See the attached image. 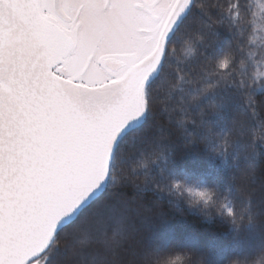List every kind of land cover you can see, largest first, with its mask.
I'll return each instance as SVG.
<instances>
[{
  "label": "snow or ice",
  "instance_id": "1",
  "mask_svg": "<svg viewBox=\"0 0 264 264\" xmlns=\"http://www.w3.org/2000/svg\"><path fill=\"white\" fill-rule=\"evenodd\" d=\"M193 5L207 20L174 39ZM251 9L241 0H0V264H161L144 226L162 207L121 189L167 190L164 169H153L169 162L177 126L186 150L225 157L234 137L251 134L243 155L255 160L264 86L239 22ZM221 29L233 42L209 55ZM233 97L246 110L217 130ZM248 181L236 177L237 190ZM105 185L108 199L92 203ZM78 214L83 226L62 230Z\"/></svg>",
  "mask_w": 264,
  "mask_h": 264
},
{
  "label": "trees",
  "instance_id": "2",
  "mask_svg": "<svg viewBox=\"0 0 264 264\" xmlns=\"http://www.w3.org/2000/svg\"><path fill=\"white\" fill-rule=\"evenodd\" d=\"M246 2L255 10V0H246ZM213 15L216 16L217 14L213 13ZM206 20L207 18L200 9L193 5L173 38L184 40L186 29L194 31L199 22ZM246 28V35L248 36L251 34L252 26L247 25ZM232 42V35L226 30L221 29L217 43L214 49L209 50V55L223 52ZM200 52L201 50L198 49L197 57L200 55ZM176 57L178 59H187L188 63H192L195 59V57L189 58L186 56V49L184 47L177 48ZM257 99H264V91L257 94ZM245 110L242 102L233 97L224 119L218 120L216 123L217 130L229 127L235 116ZM189 130L195 131L191 127ZM187 139L183 135V130L177 126L175 143L169 144L165 148V156L168 157L169 162L165 164L161 160L159 167L153 169V174L159 176L160 168H163V175L167 179L171 176H188L195 182L208 186H219L222 191L227 190L230 187V176L234 169L227 168L219 160L211 159L198 148L192 151L186 150L183 145ZM260 152L261 156L257 162V166L261 176L264 177V149H260ZM129 175H131L130 172ZM125 190L129 196L134 194L138 196L142 195L145 203L153 207L162 206L167 212V215L163 218H154L148 225L144 226L150 230L146 241L150 250L159 253H165L174 248L196 250L207 257L208 264H228V261L233 258H251L264 249V227L248 229L242 231L237 236L222 220L217 218L212 221H205L200 215L188 211L183 204H181L182 212L169 210L171 203L170 198L167 196H161L153 191H147L143 194L134 193L131 187L121 189V191ZM262 199H264V196L258 195L254 203L259 204ZM259 218L264 219V212L261 213ZM148 240L151 243L153 242L151 244L152 247L149 245Z\"/></svg>",
  "mask_w": 264,
  "mask_h": 264
},
{
  "label": "clouds",
  "instance_id": "3",
  "mask_svg": "<svg viewBox=\"0 0 264 264\" xmlns=\"http://www.w3.org/2000/svg\"><path fill=\"white\" fill-rule=\"evenodd\" d=\"M229 2L232 3L234 0H229ZM241 3L247 2L246 0H241ZM254 8L255 10H253L252 7L251 11H248L246 15H242L239 18V22L242 23L245 28L247 25L252 26L251 34L247 36V42L244 48L245 55H247L249 51L252 52L257 62L260 64V72L262 75L257 81V87L259 88L264 86V0H256ZM237 47H240L239 41H237ZM193 55H195V53H193ZM242 104L244 108H246V101L242 102ZM223 129L227 131V128ZM257 130V134H259L258 125ZM234 141H238V143H233V151H231L227 157L217 155L212 150V147L201 150L211 159L219 160L227 168L234 169L230 176V187L227 190L222 191L219 186H208L200 182H195L188 176H171L164 185L167 189L166 191L153 192L170 198L171 208L169 210L182 212L183 209L181 208V204H183L188 211L200 215L205 221H212L217 218L222 220L237 236H239L242 231L264 227V219L259 218L261 213L264 212V207H262L264 206V199H262L259 204L254 203L258 195L264 196V177L261 176L257 166V162L261 156L260 149H264V145L256 144L258 155L255 160L250 163L249 160L245 159L243 154L250 150L253 143L252 135L248 133L244 136L238 135L234 137ZM238 155L240 156L239 160H237ZM125 175H129L127 170L125 171ZM240 175H246L249 178V181L244 185L243 191H238L235 183V178ZM174 183H179L183 187L179 191H176L170 187V185ZM185 189L206 192L211 194L212 198L209 201L198 200L191 196ZM116 191H120V188L118 187ZM109 192L110 186L105 185L101 196L94 199L92 203H96V200H99L101 203L105 202L108 199ZM233 193H235V195H233ZM162 209L164 217L167 215V212L163 207ZM155 219L161 218L157 216ZM80 220L81 217L78 214L76 219L63 225L62 230L65 227L70 229L71 227L83 226L78 222ZM147 235L148 233H145V236ZM64 247L65 242L61 240L60 248ZM152 251L154 257L160 260L161 264H208L207 257L198 253L196 250H181L174 248L165 253ZM48 264H52V261L49 260ZM228 264H264V249L260 250L251 258H233L228 261Z\"/></svg>",
  "mask_w": 264,
  "mask_h": 264
},
{
  "label": "water",
  "instance_id": "4",
  "mask_svg": "<svg viewBox=\"0 0 264 264\" xmlns=\"http://www.w3.org/2000/svg\"><path fill=\"white\" fill-rule=\"evenodd\" d=\"M191 8H192V7H190V8L186 11V13L182 16V18H181V20H180V22H179V24H178V26H177V30H178L179 26L182 24V22L184 21V19H185V18L187 17V15L189 14ZM177 30H176V31H177ZM174 35H175V33H174Z\"/></svg>",
  "mask_w": 264,
  "mask_h": 264
},
{
  "label": "rangeland",
  "instance_id": "5",
  "mask_svg": "<svg viewBox=\"0 0 264 264\" xmlns=\"http://www.w3.org/2000/svg\"><path fill=\"white\" fill-rule=\"evenodd\" d=\"M256 3V0H255ZM149 245L151 246V244H153V242L151 243V241L148 240ZM152 247V246H151ZM258 248V247H257Z\"/></svg>",
  "mask_w": 264,
  "mask_h": 264
}]
</instances>
